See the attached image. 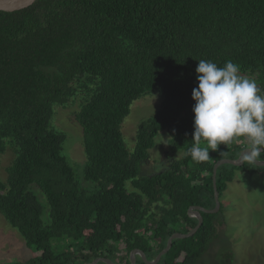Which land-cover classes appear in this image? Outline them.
I'll return each mask as SVG.
<instances>
[{
    "label": "trees",
    "instance_id": "16d2710c",
    "mask_svg": "<svg viewBox=\"0 0 264 264\" xmlns=\"http://www.w3.org/2000/svg\"><path fill=\"white\" fill-rule=\"evenodd\" d=\"M200 59L221 67L230 60L240 74L258 75L264 95V0H32L0 9V157L9 146L16 154L0 182V213L38 253L24 264L99 257L130 264L133 250L153 260L172 235L198 225L191 207L214 209L215 164L237 160L251 142L236 138L210 149L207 161L191 158ZM155 90L160 107L138 126L131 151L123 122L132 103ZM78 92L84 178L96 183L94 191L80 186L63 152L66 134L52 123L54 106ZM164 130L169 152L184 154L167 170L139 177L138 165ZM257 159L264 161V152ZM259 169L249 159L220 166V199L235 170ZM31 185L50 206L48 226ZM196 212L202 226L174 240L158 264H196L226 226L222 203L217 213ZM61 239L68 251L57 253L51 242ZM137 264L146 263L137 256Z\"/></svg>",
    "mask_w": 264,
    "mask_h": 264
},
{
    "label": "rangeland",
    "instance_id": "374dc122",
    "mask_svg": "<svg viewBox=\"0 0 264 264\" xmlns=\"http://www.w3.org/2000/svg\"><path fill=\"white\" fill-rule=\"evenodd\" d=\"M242 75V74H240ZM254 79L259 87L258 75H242ZM84 94L78 95L65 105L54 106L52 123L55 128L66 134L64 154L74 168L77 181L87 191H94L96 183L84 178V168L87 158L83 146V130L76 122L75 114L80 108ZM161 92L155 90L150 94L136 99L131 105L130 114L122 125L125 143L133 151L136 145L138 126L152 117L161 104ZM170 135L164 130L156 137L155 147L150 150L147 162L138 165L139 177L152 176L167 170L173 159L180 158L184 153H170L168 150ZM16 154L11 146L0 157V182L8 178L7 168L12 164ZM127 187L131 189L130 184ZM30 190L35 194L42 207V220L49 225L50 206L45 195L36 185ZM224 207L226 226L218 227V234L208 246L207 251L196 264H264V170L251 173L245 170H235L233 181L220 199ZM54 251H68L67 240H53ZM34 254V248L28 247L20 233L11 227L0 213V264H24ZM117 256L121 253H116ZM120 262V258H115Z\"/></svg>",
    "mask_w": 264,
    "mask_h": 264
},
{
    "label": "clouds",
    "instance_id": "9594fccd",
    "mask_svg": "<svg viewBox=\"0 0 264 264\" xmlns=\"http://www.w3.org/2000/svg\"><path fill=\"white\" fill-rule=\"evenodd\" d=\"M198 87L193 89L195 101L191 158L197 162L210 159L211 151L236 138L251 142L246 159L256 161L264 152V95L259 94L254 79L240 75L239 65L227 61L223 67L211 60H198ZM206 142L204 146L201 142ZM226 153L221 152L220 156Z\"/></svg>",
    "mask_w": 264,
    "mask_h": 264
},
{
    "label": "water",
    "instance_id": "95a60500",
    "mask_svg": "<svg viewBox=\"0 0 264 264\" xmlns=\"http://www.w3.org/2000/svg\"><path fill=\"white\" fill-rule=\"evenodd\" d=\"M30 1H32V0H0V9H8V8H11V7L16 6V5L26 4ZM247 149H249V148H246L245 150L242 151V153L240 154V156L237 160L223 159V160L218 161L215 164L214 170H213V183H214V190H215V193H214L215 207H214V209H211V210L204 209V208L198 207V206H194V207H191L189 209L188 212H189L190 217H194L198 220V225L194 229H192L188 234L176 233V234L172 235L167 241L166 248L163 251H161L156 256V258L153 260H148L142 251L133 250L130 253V264H137V256H140L146 264H158L159 261L161 260V258L170 250V248L172 246V242L174 240L191 237L202 226L203 218L200 215V213H197L196 211H200V212H204V213H210V214L217 213L221 208L220 195H219V192L217 190V185H216V177H217L218 168L222 165H225V164H229V165H233V166L243 165L244 161L246 159L245 157L247 155ZM250 161L254 165L264 168V161L263 160H259L256 158L255 162H253L252 160H250ZM99 263L117 264V263H115L109 259L103 258V257H99V258L95 259L94 261H92L91 263H87V264H99Z\"/></svg>",
    "mask_w": 264,
    "mask_h": 264
}]
</instances>
